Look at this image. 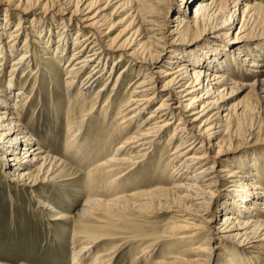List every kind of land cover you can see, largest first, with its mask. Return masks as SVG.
<instances>
[{
    "label": "bare ground",
    "instance_id": "bare-ground-1",
    "mask_svg": "<svg viewBox=\"0 0 264 264\" xmlns=\"http://www.w3.org/2000/svg\"><path fill=\"white\" fill-rule=\"evenodd\" d=\"M39 1L19 0L13 4L6 1L4 18L0 19L2 75L7 59L18 55L9 61L6 86L0 82V165L5 167L0 168L12 187L36 195L39 184L52 180L64 164L49 151L55 150L46 149L43 143L22 147L34 138L33 132L21 123L26 114L21 102L30 104L33 98L27 96L31 90L25 91V86L13 89L18 81L28 79L33 63L38 69L31 71L32 74L41 71V66L48 68L49 73V69L59 68L72 47L64 65L66 93L62 99L68 100L75 88L77 91L66 104L65 144L71 145L66 150L79 157L78 163L82 165L92 162L85 178L87 185L101 187L106 183L119 190L115 192H122L112 194L108 200L86 199L78 210L80 223L74 232L88 231L90 228L81 221L94 212L107 215L110 211L127 212L157 202L165 211L183 212L192 216L188 219L196 221V217L198 222L187 219L185 225L177 222L178 225L168 227L170 231L179 230L172 235L177 242L186 244L189 258L174 255L153 264H213L214 249L226 247L225 243H230L232 248L225 253L223 263L217 258L215 264H259L264 259V172L244 156L228 159L226 154L239 149H230V142L219 135L228 131L235 104L230 102L239 92L253 87L257 98L264 102V48L255 43L256 38H264V5L241 0H173L174 18L158 20L161 16L149 1L161 5L160 0H55V11L46 9L53 7L54 2L48 6L46 1L37 7ZM8 10L13 12L12 19L17 20L11 33ZM110 15H123L118 24L126 23L115 37H110L112 24L106 27ZM139 15L142 18L137 23ZM53 26L59 30L53 31ZM235 27L237 31L230 37ZM206 30L208 47L196 52L181 49V45L188 43L184 41L190 32L206 33ZM71 33L74 34L69 48ZM163 52L167 59L161 64ZM109 61L112 64L107 72L104 70ZM121 64L123 67L116 73ZM20 70L22 74L17 80ZM250 78L252 83L238 82ZM125 81L128 85L118 95ZM52 98L61 96L53 94ZM153 102L155 106L147 111ZM96 116L103 119L102 123L94 121ZM55 118L59 123L61 118ZM139 118H142L140 124L134 127ZM93 124L96 133L90 130ZM165 136L168 139L163 151L160 150L155 162L148 163ZM90 137L97 139L102 149L85 147L84 140ZM123 137L111 151L110 145ZM73 140L77 144L73 145ZM173 141L177 144L169 150ZM107 143L108 148H104ZM84 151L89 154L87 157H81ZM145 164L159 165L162 171L173 165L169 179L178 176L179 182L169 189L157 186L128 194L123 188L120 190V185ZM169 179L157 177L161 182ZM39 203L54 211L48 202ZM100 222L90 230L87 243L73 253L72 264H80L83 254L101 240L95 234L109 223ZM187 226L193 227L187 229ZM202 232L207 233L199 241ZM212 240H217L219 246L211 247ZM104 262L97 255L92 264Z\"/></svg>",
    "mask_w": 264,
    "mask_h": 264
},
{
    "label": "rangeland",
    "instance_id": "rangeland-1",
    "mask_svg": "<svg viewBox=\"0 0 264 264\" xmlns=\"http://www.w3.org/2000/svg\"><path fill=\"white\" fill-rule=\"evenodd\" d=\"M6 1L13 4L15 1L18 2L19 0H0V19L4 18L2 13L4 12V7H6ZM46 1L48 6H51L52 2H54L53 7H47L46 9L55 11V0H40L36 3L37 7H41ZM241 1L250 4L260 2L264 5V0ZM149 2L153 3L155 10L161 16L158 20H164V18L165 20H171L174 18L176 9L174 10L175 6L173 0H160L162 3L161 5L153 1ZM175 2H178V0H175ZM181 8L184 10L185 6ZM110 10L111 8L108 9L107 12ZM262 13L264 14V12ZM12 14L13 12L11 10H8L6 14L11 17L9 18V20H11V25H9L10 30H8L10 33L14 27H16L17 22V20L12 19ZM122 17L123 15H110L106 25V27H109L112 24L114 27L110 37L118 36L125 27V22L118 24ZM141 18V15L136 18L137 23L141 22ZM236 26H239L238 23ZM57 29L59 30L57 26L52 27L53 31ZM142 29L145 28L142 27ZM163 31H165V29L161 30V32ZM206 31V33L190 32L185 37L184 41L188 43L181 45V49L196 52L208 47L210 44L204 36H208L209 32L208 30ZM236 31L237 27L231 29L229 36L232 37ZM143 32L147 33V30H143ZM73 34L74 33H71L68 41L69 48L72 46ZM159 34L162 35V33ZM53 36L52 41L54 43L56 37L54 34ZM22 39L23 38H21V43ZM255 41L256 46L264 48V38L260 39V37H258ZM71 49L72 47L60 61L59 68L49 69V73L47 72L48 68L40 67L39 64L43 72L38 71L32 74L31 71H36L38 69L33 63V68H35H32L30 72H28V76L26 77L28 79L20 80L21 82L18 81L13 89V91H15L25 86V91L29 92L31 90L27 96L33 98V100L28 102L30 104L24 103V100L21 102V107L23 106V111L25 110L26 112L21 123L25 124L27 128L30 129L31 133L33 132L34 138L28 145H23L22 147H29L36 142L43 143L46 149L50 148L55 150V152H52V150L49 151L52 153L51 155L53 157H56L57 160L62 161L64 164L56 171L52 180L44 181L39 184V187L36 188V195L32 194L30 190L24 191L21 189L18 190L17 187H12V182L4 177L2 169L0 168V264H72L73 253L81 249L82 246L87 243L86 237H88L90 230L98 226L101 223L100 221L103 220H105V222L107 221L109 225L105 228L102 226L98 229L95 235L101 237V240L95 243L86 254H83L81 258L83 260L80 264H92L97 255H101L104 258V264H153L164 258L169 259V257L174 255L189 258L188 256H190V253L186 244L177 242L175 240L176 238L172 235L179 230L170 231L168 227L172 224H177V222L185 225L187 219L192 216L183 212L165 211V207L161 208L157 205V202L151 206L143 207V209L136 208L127 212L110 211L108 215L103 212H94L90 215V218L86 217L81 221V223L85 224L90 229H88V231L74 232L77 223H80V219H77L79 218L78 210L82 208L86 199L98 197L103 200H108L111 198L112 194L116 195L122 192H115L119 190L109 187L106 183L102 184L101 187L87 185L85 178L88 170L92 167V162L82 165L78 163L80 160L79 157L75 155V158L73 153L66 150L71 147L70 144H68V146L65 144V141L68 140L65 130V117L67 115L66 104L70 103V99L74 98L77 91V88H75L68 100L62 99L66 93L63 84L66 75L64 65L70 57ZM157 50L159 51L160 48H157ZM223 50L226 55V48H223ZM17 56L8 58L5 64L4 75L0 73V82L3 83V86H6L7 82L9 61ZM166 59L167 55L163 52L160 57L161 64H164ZM111 64L112 61H109L105 65L106 68L104 71L108 72ZM118 67L116 73L121 70L123 64ZM88 69L89 68H87L86 71H88ZM231 70L234 71V68H231ZM21 71L22 70H20V72L17 71V75L19 73L17 80L22 74ZM85 74L86 73L77 81V87ZM238 82L252 83L253 78ZM100 84H98V86ZM127 85L128 81H125L123 89L118 95L123 94ZM32 87L34 89H32ZM236 89H238V86H236ZM92 93L94 94V92ZM53 94L59 95L61 98L54 99L52 98ZM26 99L28 100V98ZM155 103L156 102H153L152 107L147 111L152 110ZM230 103L235 104L229 118V128L227 133H221L219 138L223 135L226 142H230V149L233 150V148L237 147L239 150L226 155L230 160H238L237 158L240 156L251 159L253 163H257L259 168L264 172V102L257 98L253 87H249L239 92L236 98L231 100ZM55 107L57 109H55ZM55 117L61 118L58 120L59 123L56 121L57 118ZM141 119L142 118L137 119V124L133 122L134 125H132L134 127L139 125ZM94 121L102 123L103 119L96 116ZM94 125L95 124L90 126V130L96 133L98 131L95 129ZM231 131L234 133L233 136L229 134ZM124 138L125 137L114 141L110 145V150H114ZM94 139L95 138L92 137L91 139L87 138L84 140L86 143L85 147L94 146L95 148L93 149L99 151L102 149V146L98 145L100 142L98 141V143L97 139H95V141ZM167 139L168 136L163 138L161 145L159 144L160 149L155 150L154 154H152L153 158L148 159V163L157 160L164 146H166ZM175 141H173V145L169 147V150L177 144ZM71 143L73 145L77 144L75 140ZM108 145L109 143L105 144L104 148H108ZM43 146L42 149H45ZM78 148L83 147L78 146ZM160 150L162 151L160 152ZM80 155L81 157H87L89 154H86V151H84V154ZM166 156L167 154H165V157ZM166 161L167 158L165 162ZM0 166L5 168L2 165ZM26 167H23V170H26ZM173 167L174 166L171 165L167 170L162 171L159 165L156 167L154 165L145 164L141 167V170L131 175L129 180L122 183L119 189L122 190L123 188L126 194L137 190L146 191L157 186L169 189L173 183L179 182L177 181L179 180L178 176H176L177 178L169 179ZM157 177H164L165 180H169L168 182L162 181V183L157 180ZM260 181L262 180L260 179ZM220 198V196L217 197L214 206L218 204ZM38 200L43 203L48 202L53 206L56 212L46 210L44 205L42 203L40 204ZM106 215L110 216L107 217ZM58 216L60 217L56 218ZM194 220L196 221L188 219V222H198L196 217ZM191 227L193 226H187V229H191ZM204 233L207 232H202L198 236L199 241L204 238ZM210 245L211 247L219 246L217 240H212ZM224 246L226 247L222 246V250L214 249L216 253L215 259L218 258V261L221 263L226 259L225 253L232 248L230 243H225ZM144 250L148 252L144 253ZM253 253L255 252L253 251L250 254ZM218 254H220L219 257L217 256ZM228 254L231 255V253ZM215 259L213 264L217 262ZM260 261L259 264H264V259ZM255 264L258 263L256 262Z\"/></svg>",
    "mask_w": 264,
    "mask_h": 264
}]
</instances>
